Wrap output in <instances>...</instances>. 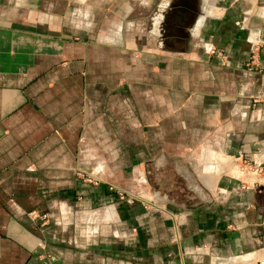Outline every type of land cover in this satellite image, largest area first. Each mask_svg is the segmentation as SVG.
Instances as JSON below:
<instances>
[{"label":"crops","instance_id":"1","mask_svg":"<svg viewBox=\"0 0 264 264\" xmlns=\"http://www.w3.org/2000/svg\"><path fill=\"white\" fill-rule=\"evenodd\" d=\"M185 2L0 0V264L264 262V0Z\"/></svg>","mask_w":264,"mask_h":264},{"label":"rangeland","instance_id":"2","mask_svg":"<svg viewBox=\"0 0 264 264\" xmlns=\"http://www.w3.org/2000/svg\"><path fill=\"white\" fill-rule=\"evenodd\" d=\"M210 48H212V46H210L208 48V53L207 54L209 56L218 55V56H220V57H222L224 59L226 58L225 54L223 52H221V50H217L216 47H213L215 49V52L212 53ZM233 171H234V176L243 175V173L241 172L242 168L240 166L235 165ZM79 173L80 174L82 173L85 176V178L88 177L87 174H85L82 171H79ZM152 175L154 177V182L155 183L154 184H149L150 185L149 195H145V194L143 195L144 196L143 197L144 200L145 201L146 200L149 201L148 203H149L150 206H152V204H154V205L161 204L160 203L161 201L157 198V196L159 194L157 195L156 193H162V189L168 188V186L165 185L167 183V179L168 180L170 179V182H171L170 188L168 190H170V193H172V195H175L177 198H179V197H182V196L187 194V192H188L187 183L183 180L184 176L181 175L178 171L170 170V171L163 172L161 170H154V172H151V176ZM80 177L83 180L82 175H80ZM97 180H98V178H97ZM150 182H151V179H150ZM90 184H93V183H90ZM110 186H108V187H110ZM111 187H113V190H114L115 187L114 186H111ZM119 191H121V190L117 191V195L120 194ZM123 195H125V194H123ZM123 198H124V196H123ZM154 201H156L157 203H155Z\"/></svg>","mask_w":264,"mask_h":264},{"label":"built area","instance_id":"3","mask_svg":"<svg viewBox=\"0 0 264 264\" xmlns=\"http://www.w3.org/2000/svg\"><path fill=\"white\" fill-rule=\"evenodd\" d=\"M210 49L212 53L215 52V49L213 47ZM261 102L264 103V94L255 95L252 97L253 105L261 103ZM241 168H242L241 172L245 176H251V174H255L256 176L261 177V174L264 173V163L252 161L248 157H242ZM80 175H82L83 180L86 183H93L94 185L98 183L97 178L91 176L90 174H87L88 176L87 178H85V176L82 173ZM119 193H120L119 195L122 196V193L120 191ZM260 264H264V262L262 263L260 262Z\"/></svg>","mask_w":264,"mask_h":264},{"label":"flooded vegetation","instance_id":"4","mask_svg":"<svg viewBox=\"0 0 264 264\" xmlns=\"http://www.w3.org/2000/svg\"><path fill=\"white\" fill-rule=\"evenodd\" d=\"M182 9H183L182 12L177 10L176 13H172V12H170V13L172 16H174V15L179 16L181 14H184V16L186 18L189 17L190 15L193 16L194 12L198 11V0H186V2L182 4ZM166 13H167V11L165 12V15H166ZM184 35L185 34H182V36H184Z\"/></svg>","mask_w":264,"mask_h":264}]
</instances>
